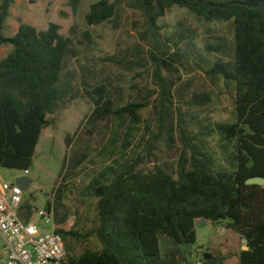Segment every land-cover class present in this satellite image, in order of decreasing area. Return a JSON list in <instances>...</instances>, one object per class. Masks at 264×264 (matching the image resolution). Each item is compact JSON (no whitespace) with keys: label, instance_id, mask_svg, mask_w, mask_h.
I'll return each instance as SVG.
<instances>
[{"label":"trees","instance_id":"trees-1","mask_svg":"<svg viewBox=\"0 0 264 264\" xmlns=\"http://www.w3.org/2000/svg\"><path fill=\"white\" fill-rule=\"evenodd\" d=\"M81 2L67 0L74 13ZM13 3L0 0V52L5 44L12 45L0 60V168L24 171L33 166L48 116L74 96L71 85L61 78L71 38L61 34L60 24L54 21L45 29L21 22L15 34L6 36ZM129 6L141 12L150 37L148 56L157 87L147 99H157L154 106L163 109L161 120L170 115L188 55L180 47L183 36L178 40L163 37L159 19L178 6L207 21H233V58L218 57L205 71L235 85L236 121L216 125L233 146L232 167L216 168L213 156L181 126L183 149L174 169L156 165L143 171L136 169L135 161L108 184L98 183L94 195L99 223L94 234L100 247L77 255L66 242V264H184L183 246L197 242L200 218L218 222L220 227L225 223L245 241L248 249L236 254L239 264H264V185L246 184L250 177H264V0H130ZM116 12L115 1L98 0L90 5L85 20L97 25L111 20ZM207 49L221 48L208 45ZM95 99L102 110V97ZM191 99L200 104L211 96L200 92ZM143 106L129 103L116 113L129 114L134 127ZM249 126L255 131L249 132ZM22 209H27L29 220L31 207L23 204ZM55 231L64 239L88 236L62 227ZM216 258L203 256L202 260L223 264Z\"/></svg>","mask_w":264,"mask_h":264},{"label":"rangeland","instance_id":"rangeland-1","mask_svg":"<svg viewBox=\"0 0 264 264\" xmlns=\"http://www.w3.org/2000/svg\"><path fill=\"white\" fill-rule=\"evenodd\" d=\"M96 1L82 0L74 13L67 0H14L5 27V35L10 37L21 22L45 29L54 21L60 24V33L71 38L61 78L71 85L74 96L48 116L28 174L31 185L23 191V204L31 207L29 220L42 232L62 227L88 233L80 240L63 237L77 255L100 247L94 234L99 223L94 195L98 183L108 184L135 161L136 169L143 171L156 165L174 169L183 149L181 126L213 156L218 169L232 167L234 150L216 125L236 121L235 85L205 72L218 57L233 58V21H207L178 6L159 19L163 37L178 40L183 36L180 47L188 55L170 115L161 120L163 109L154 106L157 99H147L157 86L148 56L150 37L141 12L129 6L130 0H112L117 3V12L111 20L89 25L85 15ZM208 45L221 49L208 50ZM11 48L9 43L2 47L0 60ZM200 92L208 93L211 99L200 104L191 99ZM99 97L102 110L97 108L95 98ZM129 103L146 104L140 108L141 120L134 127L129 114L116 113ZM0 169L7 181L22 175L20 170ZM198 230L197 242L183 246L184 264H205L202 258L212 231L210 226ZM221 234L219 252L213 257L217 262L222 259L223 264H239L236 254L245 242L225 223ZM3 247L0 236V257L4 256Z\"/></svg>","mask_w":264,"mask_h":264},{"label":"built area","instance_id":"built-area-1","mask_svg":"<svg viewBox=\"0 0 264 264\" xmlns=\"http://www.w3.org/2000/svg\"><path fill=\"white\" fill-rule=\"evenodd\" d=\"M29 173V169L23 171L26 176ZM23 191L15 180L0 177V236L4 240L0 264H66L62 234L55 229L42 232L34 221L26 220Z\"/></svg>","mask_w":264,"mask_h":264},{"label":"water","instance_id":"water-1","mask_svg":"<svg viewBox=\"0 0 264 264\" xmlns=\"http://www.w3.org/2000/svg\"><path fill=\"white\" fill-rule=\"evenodd\" d=\"M249 132H254L255 130L248 127ZM17 184H21L22 188L25 190L30 187L31 185V178H29L26 175H22L19 178L15 180ZM246 184H258V185H264V177L262 176H253L246 180ZM210 226L211 227V236H210V244L205 247L204 251V258L205 259H212L213 256L219 252L220 249V238L222 236L221 234V227L219 226L218 222H211L207 220L206 218H200L196 222V228H197V238L201 235V232L198 229H202L204 227ZM204 248V247H202ZM245 249H248V246L245 247Z\"/></svg>","mask_w":264,"mask_h":264},{"label":"crops","instance_id":"crops-1","mask_svg":"<svg viewBox=\"0 0 264 264\" xmlns=\"http://www.w3.org/2000/svg\"><path fill=\"white\" fill-rule=\"evenodd\" d=\"M22 175H24V174H23V171H22ZM22 175H18V176H16V177H15L14 179H12V180H16L17 178H19V177L22 176ZM0 177H2L1 169H0ZM240 238H241V237H240ZM241 240H242V239H241ZM242 241H243V240H242ZM243 242H245V241H243ZM245 247H246V246L242 245L241 250L245 249ZM241 250H240V251H241ZM240 251H239V252H240ZM239 252H238V253H239ZM236 256H237V255H236ZM237 257H238V256H237Z\"/></svg>","mask_w":264,"mask_h":264}]
</instances>
